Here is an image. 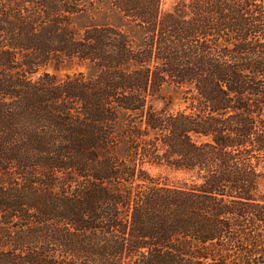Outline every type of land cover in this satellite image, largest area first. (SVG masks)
Returning a JSON list of instances; mask_svg holds the SVG:
<instances>
[{
    "label": "trees",
    "instance_id": "obj_1",
    "mask_svg": "<svg viewBox=\"0 0 264 264\" xmlns=\"http://www.w3.org/2000/svg\"><path fill=\"white\" fill-rule=\"evenodd\" d=\"M97 3L0 0V264H264V0Z\"/></svg>",
    "mask_w": 264,
    "mask_h": 264
},
{
    "label": "rangeland",
    "instance_id": "obj_2",
    "mask_svg": "<svg viewBox=\"0 0 264 264\" xmlns=\"http://www.w3.org/2000/svg\"><path fill=\"white\" fill-rule=\"evenodd\" d=\"M89 2H91V5H93V8L90 7V11L93 12V9L94 8H98V3H97V0H89ZM92 17L93 18H96V22H100L102 17L101 16H98L97 13L93 12L92 14ZM89 21V19H88ZM87 19H82L78 22H76L77 24L79 25H86V23L88 22ZM48 72L51 74V75H55L58 79L64 77V75L66 73H68L67 71L65 70H60V71H54L52 69H49ZM162 99L163 100H157L155 102V108L157 110H160V109H167L171 112H176L180 109H183L185 107V104L182 100V96L181 95H177L176 93H174L173 91H165L163 94H162ZM146 169L150 172V174L153 176V177H168L171 179V181H175L176 179H179L181 177V175H176V174H172L168 171H166L164 168H157V167H154V166H146Z\"/></svg>",
    "mask_w": 264,
    "mask_h": 264
}]
</instances>
